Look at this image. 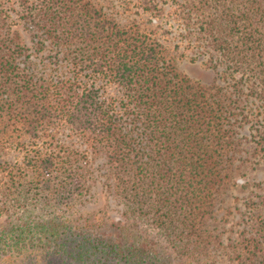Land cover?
<instances>
[{
	"label": "trees",
	"instance_id": "obj_1",
	"mask_svg": "<svg viewBox=\"0 0 264 264\" xmlns=\"http://www.w3.org/2000/svg\"><path fill=\"white\" fill-rule=\"evenodd\" d=\"M246 1L250 3L189 0L183 8L189 19L194 13L201 17L203 30L196 40L209 39L229 67L243 72L257 66L255 53L248 52L264 49V34L257 36L264 20L263 0ZM31 4L26 24L37 39L30 48L12 37L8 15L3 18L0 10L7 26L0 32V137L11 125L22 133L46 135L54 128H68L81 135L106 159L109 186L126 209L155 213L158 227L174 245L180 244L189 228L202 221L223 178L224 156L234 142L227 105L181 76L161 40L139 25L120 24L102 8L94 16L85 0ZM241 28L243 33H237ZM246 46L252 50L245 51ZM260 63L264 82V60ZM69 156L42 151L32 158L33 178H58L48 188L42 182L55 198L80 188L78 179H68L76 174L74 169L64 175ZM61 222L28 221L5 244L13 245L12 253L38 256L31 252L36 247L42 254L63 258H54L53 264H67L65 255L83 259L84 252L88 259L94 249L125 263L163 264L157 255L149 256V245L134 234L103 231L100 225L97 231L73 229L70 234L71 227L61 231ZM63 234L87 241L80 244L85 251L80 246L67 250Z\"/></svg>",
	"mask_w": 264,
	"mask_h": 264
},
{
	"label": "rangeland",
	"instance_id": "obj_2",
	"mask_svg": "<svg viewBox=\"0 0 264 264\" xmlns=\"http://www.w3.org/2000/svg\"><path fill=\"white\" fill-rule=\"evenodd\" d=\"M33 1L0 0L1 16L8 15L12 37L28 48L37 39L31 25L26 24L27 8ZM85 1L92 5L94 16H97L94 11L102 8L118 23L137 24L143 31L157 36L181 76L195 86H203L207 95L227 105L234 142L229 144L228 155L224 156L223 178L202 221L189 228L183 242L174 245L154 221L155 213L140 214L126 209L123 199L109 186L112 180L106 159L97 155L95 147L85 144L81 135L68 128H54L46 135L22 133L19 126L11 125L0 137V233H4V238H0V264H53L54 258L63 260L60 255L42 254L34 246L31 252H38V256L12 253L15 248L4 241L17 234L18 227L28 221L46 224L53 218L64 223L61 231H69L71 227L70 234L73 229L97 231V225L103 231L134 234L140 242L149 245V256L157 255L163 264H264V82L259 73L264 49L248 52L250 56L255 53L256 68L245 67L243 72L237 66L229 67L220 50L209 46V39L196 40L203 30L201 17L194 13L189 19L183 13L189 0ZM3 18L0 32L7 27ZM258 27L259 37L264 34V20ZM243 31L241 28L236 32ZM244 48L252 50L251 46ZM229 73L232 75L228 76ZM42 151L70 154L65 159L69 170L64 175L74 169L76 174L68 179L74 183L78 179L80 188L60 198L45 190L42 182L48 188L58 178L55 174L43 180L32 177V158ZM70 234H63L68 239L67 250L87 242ZM79 249L85 251L82 246ZM54 250V246L49 247L50 252ZM94 250L88 259L86 252L83 259L65 255L67 264H135L106 258L101 250Z\"/></svg>",
	"mask_w": 264,
	"mask_h": 264
}]
</instances>
